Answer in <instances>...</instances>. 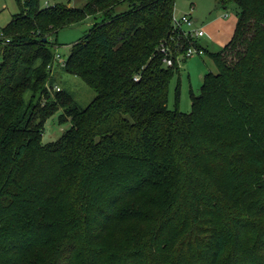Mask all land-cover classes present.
Here are the masks:
<instances>
[{
	"label": "trees",
	"instance_id": "1",
	"mask_svg": "<svg viewBox=\"0 0 264 264\" xmlns=\"http://www.w3.org/2000/svg\"><path fill=\"white\" fill-rule=\"evenodd\" d=\"M16 1L0 28V264H264V0H217L240 17L191 113L168 108L179 66L161 46L196 43L174 33L176 0ZM90 17L63 68L96 93L80 107L48 65L52 38ZM59 110L72 126L45 144Z\"/></svg>",
	"mask_w": 264,
	"mask_h": 264
},
{
	"label": "rangeland",
	"instance_id": "2",
	"mask_svg": "<svg viewBox=\"0 0 264 264\" xmlns=\"http://www.w3.org/2000/svg\"><path fill=\"white\" fill-rule=\"evenodd\" d=\"M90 0H40L41 7L70 6L83 8ZM127 8V4L118 8L122 12ZM193 8V18L196 19L194 30H203L205 35L195 38L198 45L205 48L204 55L196 54L186 59L185 53L176 58L179 69L174 67V76L169 87L168 108L184 113H191L193 110L192 97L199 95L208 73H218V68L211 54L222 51L225 45L235 34L239 21L241 9L238 4L231 3L227 7L221 6L217 0H176V17L189 13ZM20 12V7L16 0H0V28L8 26L13 16ZM96 14V11L93 13ZM98 16V15H97ZM101 17H90L76 25L61 29L52 38L55 44L56 54L67 59L72 46L80 42L94 27L100 22ZM187 30L188 28L185 27ZM196 46L197 44H191ZM190 45V46H191ZM185 50V49H184ZM208 50V51H207ZM177 52H175L176 54ZM169 68L168 66H166ZM55 86L62 90L70 91L80 107L87 105L95 98L96 93L80 77L67 73L59 65L53 70ZM178 89L180 95L178 96ZM58 91L56 88L51 92ZM62 110L56 112L45 122L42 132L43 143L48 144L58 142L64 134L71 128L70 120L60 122L59 117Z\"/></svg>",
	"mask_w": 264,
	"mask_h": 264
},
{
	"label": "built area",
	"instance_id": "3",
	"mask_svg": "<svg viewBox=\"0 0 264 264\" xmlns=\"http://www.w3.org/2000/svg\"><path fill=\"white\" fill-rule=\"evenodd\" d=\"M173 23L175 27L174 33H176L178 37H185L188 39L195 40V38H201L205 35L203 30H194L193 28L196 25L195 20L193 18V8L191 9L189 13H186L182 15L181 17H176L175 15L173 18ZM185 27H187L188 30ZM174 39L175 38H172V40ZM161 52L163 53V56H164L163 63L168 67H172L174 66L175 61H176L175 57L177 58L181 54L185 53L186 59H188V58L195 56L196 54H199L200 56L204 55L206 53V50L205 48L201 47L198 44L196 46L191 45L190 47L184 50L178 45L174 46L173 42L170 39L169 41H167L161 46ZM175 52L177 53L175 54ZM1 62H2V58H0V64ZM66 62H67V59L63 58L62 55L60 54H56L54 62L49 64L48 68L51 69L52 74H53V70H55L56 66L59 65L60 67L64 68L66 65ZM56 89L58 91L61 90V88L57 86H56Z\"/></svg>",
	"mask_w": 264,
	"mask_h": 264
},
{
	"label": "crops",
	"instance_id": "4",
	"mask_svg": "<svg viewBox=\"0 0 264 264\" xmlns=\"http://www.w3.org/2000/svg\"><path fill=\"white\" fill-rule=\"evenodd\" d=\"M196 22H197V21H196V19H195V23H196ZM228 43H229V42H228ZM228 43H227V44H228ZM227 44H226V45H227ZM207 51H208V50H207Z\"/></svg>",
	"mask_w": 264,
	"mask_h": 264
}]
</instances>
